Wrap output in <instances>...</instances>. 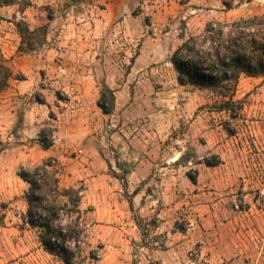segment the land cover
Instances as JSON below:
<instances>
[{
    "label": "rangeland",
    "instance_id": "rangeland-1",
    "mask_svg": "<svg viewBox=\"0 0 264 264\" xmlns=\"http://www.w3.org/2000/svg\"><path fill=\"white\" fill-rule=\"evenodd\" d=\"M16 1L0 0V8L9 6L0 11V48L15 52L9 87L25 79L12 62L21 42L15 22L36 30L34 51L54 57L50 68L28 74L36 79L32 95L14 96V119L0 124V264H64L43 249L37 230L22 225L28 185L18 171L46 160L63 187L84 188L85 264H264V79L240 77L233 101L241 109L231 118L217 110L211 91L180 85L170 63L207 23L262 15L264 0H117L122 7L104 29L99 0H20L21 14L32 7L26 20L10 7ZM84 47L92 53L65 59L66 51ZM81 62L95 65V112L103 85L115 96L112 114L99 110L88 126L81 113L72 114L76 103L67 123L68 94L51 85L60 67ZM32 99L51 108L37 129L51 133L46 160L21 133ZM80 142L95 148L88 195L86 178L74 182L76 173L67 170L82 154ZM214 157L220 164L207 167L204 160ZM131 171L139 180L134 189L127 185Z\"/></svg>",
    "mask_w": 264,
    "mask_h": 264
},
{
    "label": "trees",
    "instance_id": "trees-1",
    "mask_svg": "<svg viewBox=\"0 0 264 264\" xmlns=\"http://www.w3.org/2000/svg\"><path fill=\"white\" fill-rule=\"evenodd\" d=\"M15 28L21 39L18 52L34 51L36 30H30L24 21L15 22ZM170 63L180 85L211 91L219 99L217 110L236 118L241 104L233 101V95L240 77L264 79V14L231 23H207L200 35L188 37L177 47ZM12 79L11 66L0 48V92L8 88ZM23 79L20 76L19 80ZM97 105L104 115L112 114L113 90L103 85ZM50 135L45 130L39 132L38 140L43 149L53 145L48 140ZM204 164L216 167L220 159H205ZM51 167L48 160L35 167H20L18 177L28 184L22 225L37 230L43 249L64 264H85L83 240L88 227L80 209L84 188L63 187L58 173ZM188 178L196 183L195 177L188 175Z\"/></svg>",
    "mask_w": 264,
    "mask_h": 264
},
{
    "label": "crops",
    "instance_id": "crops-1",
    "mask_svg": "<svg viewBox=\"0 0 264 264\" xmlns=\"http://www.w3.org/2000/svg\"><path fill=\"white\" fill-rule=\"evenodd\" d=\"M20 0L16 1L17 3H13L10 7L16 9L17 14H21L20 11H18L19 8V2ZM99 3H102L106 6V9L101 10V19L97 20L98 23L101 24V26L106 28L109 26L112 22H114V18L116 15V12L120 10L122 7V4H120L117 0H99ZM9 8L8 5H3V7L0 8V11H4L5 9ZM32 8L30 5H27L25 11L21 14L23 19L25 18V13L29 11V9ZM14 12V11H13ZM88 37H84L85 40H88ZM86 42V41H85ZM88 42V41H87ZM88 47V46H87ZM84 47L83 49L79 50L81 51L80 54L78 52H69L66 51L65 53V59H71V56L75 57V55H80L82 57H86V55H89L92 53V50L90 48ZM3 56L9 61L11 58H13V55L15 54L14 51H4L2 50ZM12 59L13 64H15V68L17 71L25 75V79L20 81H14L17 82V84L13 85L14 88H8L2 92H0L1 95H3V100L0 104V124H6V122L9 120L10 117L15 116V110L16 107L13 105L15 102L14 96L17 95H24L29 94L32 95V92L34 91L35 85H36V79L35 77H28V74L31 72L32 76H34L36 73V70L40 69H47L50 68L51 65L48 61H50L54 57V54L52 51H41L37 53L36 51L30 52L28 54L20 55L17 53ZM70 68H66V71H74L75 74H66L65 77L62 78V76L59 74V72L56 74V76L51 77V85H59L60 87H63L62 90L65 91V93L68 94L69 100L64 102L65 106L68 108L74 107L72 105L73 103H76L75 106H77V109L75 111H72V114L74 113H81V116H83L86 119H82V122H86L87 126L93 122V117H95V113L97 114L100 110L97 106V112H95V95L90 94L89 90H91V85H95V65L92 63H86L81 62L80 64H70ZM59 70V69H58ZM34 74V75H33ZM10 85V83H9ZM60 102V101H58ZM94 104V105H92ZM51 108H49V105L46 104H40L35 101V99H32L30 103L27 104V108L24 110V114L22 115V131L23 135L26 137H29L33 139V144L36 147L42 148V159H49L52 154L49 149H43L41 147V143L38 140V128L39 125L48 122L49 114H50ZM69 109L65 111L62 115L64 117H67V123L69 124L70 118L69 117ZM73 117V116H72ZM66 129V137L73 136L69 135ZM61 139H58L57 142H60ZM64 145V144H63ZM65 147H74L73 144H68V142L65 143ZM76 149L80 152H82L81 156H79V160L75 161L72 166H69L67 170L72 169L74 171V175H77L74 182H79L82 179L86 178L85 182L87 185V191L86 194L90 193L93 188H95V148L87 145L85 143H79L76 145ZM67 151V150H65ZM63 158V156H61ZM67 165H70V162H68ZM92 168V171H91ZM137 174L133 171L128 176V182L127 185L130 188L134 189V186L136 181H139ZM92 176L91 178H89ZM142 179V177H141ZM22 181V180H21ZM25 183L24 181H22ZM27 184V183H25ZM28 185V184H27ZM70 187V186H69ZM71 187H77L72 183ZM139 195V192L135 193L132 197V201H136L137 197ZM86 200V197H82L80 209H82V206H84V201ZM95 206V202H94ZM82 211V210H81ZM92 217H95V211L92 213Z\"/></svg>",
    "mask_w": 264,
    "mask_h": 264
},
{
    "label": "built area",
    "instance_id": "built-area-1",
    "mask_svg": "<svg viewBox=\"0 0 264 264\" xmlns=\"http://www.w3.org/2000/svg\"><path fill=\"white\" fill-rule=\"evenodd\" d=\"M58 72H59V74H60L61 76H64V75L67 74L66 69H65V68H62V67L59 68Z\"/></svg>",
    "mask_w": 264,
    "mask_h": 264
}]
</instances>
